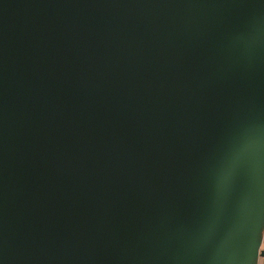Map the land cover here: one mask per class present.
<instances>
[{
	"label": "water",
	"instance_id": "95a60500",
	"mask_svg": "<svg viewBox=\"0 0 264 264\" xmlns=\"http://www.w3.org/2000/svg\"><path fill=\"white\" fill-rule=\"evenodd\" d=\"M258 238L264 0H0V264H254Z\"/></svg>",
	"mask_w": 264,
	"mask_h": 264
},
{
	"label": "snow or ice",
	"instance_id": "6c2138e0",
	"mask_svg": "<svg viewBox=\"0 0 264 264\" xmlns=\"http://www.w3.org/2000/svg\"><path fill=\"white\" fill-rule=\"evenodd\" d=\"M253 248H254V253H255L254 264H259V260H260L261 256L264 255V253H261L259 250L260 249L259 238H258V240L253 241Z\"/></svg>",
	"mask_w": 264,
	"mask_h": 264
},
{
	"label": "crops",
	"instance_id": "0c3cea01",
	"mask_svg": "<svg viewBox=\"0 0 264 264\" xmlns=\"http://www.w3.org/2000/svg\"><path fill=\"white\" fill-rule=\"evenodd\" d=\"M260 264H264V259L261 260Z\"/></svg>",
	"mask_w": 264,
	"mask_h": 264
},
{
	"label": "rangeland",
	"instance_id": "374dc122",
	"mask_svg": "<svg viewBox=\"0 0 264 264\" xmlns=\"http://www.w3.org/2000/svg\"><path fill=\"white\" fill-rule=\"evenodd\" d=\"M262 249L264 250V243H263ZM262 259H264V258H262Z\"/></svg>",
	"mask_w": 264,
	"mask_h": 264
},
{
	"label": "trees",
	"instance_id": "16d2710c",
	"mask_svg": "<svg viewBox=\"0 0 264 264\" xmlns=\"http://www.w3.org/2000/svg\"><path fill=\"white\" fill-rule=\"evenodd\" d=\"M262 260V259H261ZM261 260H260V262H261Z\"/></svg>",
	"mask_w": 264,
	"mask_h": 264
}]
</instances>
